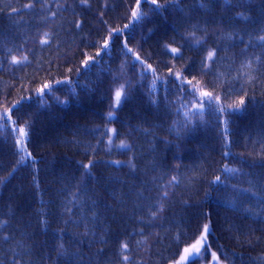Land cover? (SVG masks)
Returning a JSON list of instances; mask_svg holds the SVG:
<instances>
[{
  "label": "trees",
  "instance_id": "1",
  "mask_svg": "<svg viewBox=\"0 0 264 264\" xmlns=\"http://www.w3.org/2000/svg\"><path fill=\"white\" fill-rule=\"evenodd\" d=\"M30 3L33 7H24ZM157 4L161 7L151 0H140L139 8L137 0H0V57L10 58L0 72L5 83L0 126L8 127L0 133L5 142L15 140L11 123L23 126L27 152L15 149L13 163L0 152V264H12L14 257L21 264H105L101 257L113 258L106 264H123L124 255L131 264H170L196 242L204 224L211 247L191 264H206L212 252L227 264H264V42L258 39L264 36V0ZM134 9L138 18L131 15ZM171 12L180 21H172V36L159 58L147 51L148 26L161 27V18ZM112 29L121 31L111 34ZM32 37L34 43L22 41ZM13 56L19 63L11 62ZM87 56L96 59L84 66ZM110 69L135 82L136 98L146 100L149 110L135 108L124 88L102 80ZM64 77L69 80L54 84L51 92H35L45 81ZM80 84L94 106L77 104ZM201 91L221 99L209 102ZM241 97L244 104L229 107ZM166 111L172 115L168 130L162 128ZM136 126L151 129L167 147L180 139L169 130L179 132L186 143L177 172L189 166L187 172L164 171L159 177L153 147L147 151L132 140ZM142 152L151 154L138 176ZM118 179L128 184L122 201L113 196L122 194Z\"/></svg>",
  "mask_w": 264,
  "mask_h": 264
},
{
  "label": "bare ground",
  "instance_id": "2",
  "mask_svg": "<svg viewBox=\"0 0 264 264\" xmlns=\"http://www.w3.org/2000/svg\"><path fill=\"white\" fill-rule=\"evenodd\" d=\"M175 15H176L175 13L171 12L165 18H163V19L161 18V20H162L161 27H157L156 25H151V24L148 26L150 35L147 39L146 48H147V51L151 55L154 54V55H156V57L161 58L163 53H165L164 52V46L168 42L170 37L172 36L173 24L171 26V23L174 20H177L178 23L180 21L179 17L177 15L176 16ZM34 40H35V38L32 37V38H24L22 41H27L28 43H34ZM9 62H10V58L0 57V72L1 73L7 69ZM115 72H116L115 69H110L107 72H104L102 75V80H105L108 84L115 82V83L119 84L120 87L124 88V90L128 92L129 98L132 101L131 104L135 108H139L141 110H144V109L149 110V107L146 103V100L136 98V93H135V90H136L135 85L136 84H135V82H131V81L125 80L123 78H119L115 75ZM16 76H17V78H21L20 76H18V73H15L14 77H16ZM0 77H3V75H0ZM28 77H31V76H28ZM4 85H5V83L3 82V79L0 78V94L4 93V91L2 90V87ZM25 85L32 87V85H30L28 83H26ZM76 90L79 92H77V91H74V92L80 93V96L79 95L77 96L78 98L74 94L75 98L77 99V104L83 108H88L87 106H90L92 103L89 102V99H91V98L88 97L89 95H88L86 87L80 84ZM79 97L80 98L82 97V99H79ZM83 101H85V103H83ZM4 103H5L4 100L0 101V108L1 109L4 106ZM92 105L93 106L95 105V100H94V104H92ZM166 112L167 113L163 114L165 123H163L162 128L168 130L170 123H172V115L170 113H168V111H166ZM40 123L42 124V122H40ZM18 125H20V124H18ZM165 125H167L166 126L167 128L165 127ZM0 131L7 132L8 127L0 126ZM130 132L133 136L132 140L134 142H136L142 149L147 150V148L153 147L152 151H154V152L152 154L151 153L150 154L152 155L153 159L157 162V163L156 162L153 163V167H154V171L156 173L160 174L159 177L164 173V171H166L167 174L170 172L172 175H174L176 173L177 174H181V173L184 174L185 172H187V169L189 168V166H186L185 168H182L181 171L179 170L177 172V170H178L177 161L179 158L180 150H181L182 146L185 145V143H186L185 138L182 137L179 132L172 131V130H169V132H168V135L180 138L178 143L173 144V147H169V146L167 147V144H161L160 145V142L157 139L155 132H153L151 129L146 128L144 126H142V127L136 126L134 129H131ZM16 141H17V139L13 140V138H11L10 141L5 142L2 139L1 133H0V152L6 154L8 156V158H9L8 163L15 162L16 158L13 156V151L15 149H20L19 147H17V145L19 146V144H17ZM24 153L27 154L25 149H24ZM150 154L149 153L147 154L145 152H142L139 154V162H140L141 167L138 170V176L143 173V168H144V166L147 165ZM33 157H34L33 154L29 151V157H28L27 162H31ZM121 161H123V158H121L120 162ZM114 164L117 165L116 163L113 162V165ZM166 165L168 166L169 169L166 167ZM3 166H4V163L0 162V167H3ZM46 166H47L46 171L48 170V172L50 174H53L54 169L52 167H49L50 165L48 162L46 163ZM214 169L218 170L217 167H214ZM124 173H125V175H129V176L132 175L128 171H124ZM56 175H58V174H56ZM49 177L52 178L51 175H49ZM117 181H122V180L118 179ZM129 184H132V183H129ZM120 185H122V188L120 189L122 191V194L119 195L116 192L115 194H113V196H115V198L117 200L122 201V198L125 194L124 192L127 193L126 186L128 184L126 182L122 181V183ZM126 196H127V194H126ZM145 201L149 202V200H147V199H145ZM157 201H158V196H155L151 200V204L154 207H156ZM137 205H138L139 211L143 212L144 211L143 206H145V204H143L142 202L139 201ZM42 235L45 238L49 236V234L47 236L46 227H44L42 229ZM100 261L105 262V264L107 263V261L103 260L102 257L100 258Z\"/></svg>",
  "mask_w": 264,
  "mask_h": 264
},
{
  "label": "snow or ice",
  "instance_id": "3",
  "mask_svg": "<svg viewBox=\"0 0 264 264\" xmlns=\"http://www.w3.org/2000/svg\"><path fill=\"white\" fill-rule=\"evenodd\" d=\"M34 2V0H33ZM84 2H86V0H84ZM230 2V0H229ZM151 3L153 5H156L157 8L161 7V5H158L157 4V0H151ZM139 4H140V0H137V8H139ZM25 8H31L33 7V3H30V4H26L24 5ZM13 12H16L17 9H12ZM131 15L132 17L134 18H138V11L136 9H134L132 12H131ZM80 25L77 24V27H79ZM128 25H125L124 28H127ZM121 30H118V29H112V32L111 34H118ZM193 38H194V34H193ZM260 41L264 42V36H260L258 38ZM42 43H46L45 42H42ZM197 43H199V41H197ZM108 44H109V41L108 40H105L104 41V45L103 47L104 48H107L108 47ZM129 51H131V49H129ZM171 52L172 53H177V54H180L181 53V49L180 48H171ZM213 56V53H209V58H211ZM96 59L95 56H87L83 61H82V64L84 66H88L90 64V62H93L94 60ZM137 60H139V56L136 57ZM13 64H16V63H19V60L17 57L13 56L12 57V61H11ZM149 67H151L149 65ZM71 71V69L69 70ZM79 71V70H78ZM169 73L170 74H173L175 77L179 78L180 77V73H173V70L171 68H169ZM194 79V78H193ZM69 80V77H64V80H57V81H45L41 86H39L38 88L35 89V92L40 94V95H45L46 94V90L47 92H51L53 90V85L56 84V85H59L61 83H64L65 81H68ZM187 84H191L192 81L191 80H188L186 82ZM121 96H122V90L121 89H117L115 91V100L117 102V104L120 102L121 100ZM200 96L202 98H208V101L211 102L212 99H215L216 101H219L221 99V97L219 96H215L213 97V93L211 92H208V91H201L200 92ZM30 100L31 97H22L21 100ZM244 104V97H241L239 102L235 105H229V107H240V105ZM204 105L203 104H200V105H195V107H200L202 108ZM20 107V102H17V108ZM221 111H223V109H221ZM111 115V113H110ZM19 135L21 138L25 137L26 136V131L23 127L19 128ZM111 131L115 132V129H112ZM17 144H21L22 143V140L21 139H18L16 141ZM120 147H123V148H126L127 145L121 141V144H120ZM19 163V162H18ZM93 162L92 161H89V164L88 165H83L85 168H88L89 165H91ZM114 163L116 164H120L121 162L120 161H115ZM177 177H173V180H176ZM216 182H219L220 181V177L217 176L215 178ZM165 196H167V193L164 194ZM207 195V193H206ZM157 214L156 213H152V216L155 217ZM210 234V228H209V224H204L203 225V232L201 233L200 237L196 240V242L192 245H190L189 247H185L183 249V254L180 255V258L179 260H175L172 262V264H184L185 261H189V264H191V261L193 258H195L196 256H203L204 254H206L207 250L211 247L209 241H208V236ZM5 240L9 239L8 237H4ZM259 239V238H257ZM249 243H251V241H248ZM121 248L122 249H128L129 248V244L128 243H122L121 244ZM202 248L204 249V251L202 252ZM211 256H212V259L213 261L219 262V256L217 255L216 252H212L211 253ZM22 259V258H21ZM21 259H16L15 257L13 258L12 260V264H21ZM122 261H123V264H131V257L128 256V255H124L122 257Z\"/></svg>",
  "mask_w": 264,
  "mask_h": 264
},
{
  "label": "rangeland",
  "instance_id": "4",
  "mask_svg": "<svg viewBox=\"0 0 264 264\" xmlns=\"http://www.w3.org/2000/svg\"><path fill=\"white\" fill-rule=\"evenodd\" d=\"M19 139L23 140V138H21V137H19ZM19 147H20V149H21L22 151H24L23 143L19 144ZM149 184H150V182H149ZM146 188H147V192L150 193L151 190H152V187L149 186L148 184H146ZM110 189H111V188H110ZM134 191H135V190H134ZM135 193H138V191L136 190ZM134 196H136V194H134ZM127 233H128V232H127ZM181 254H183V252H182ZM179 258H180V257H179ZM179 258L176 259V260H179ZM112 261H113V258H108L107 263H111ZM188 262H189V261H185L184 264H188ZM104 263H105V262H104ZM170 264H172V262H171ZM206 264H217V262L213 261V259L211 258V260H210V261H207ZM218 264H227V263H225V262L219 260Z\"/></svg>",
  "mask_w": 264,
  "mask_h": 264
}]
</instances>
